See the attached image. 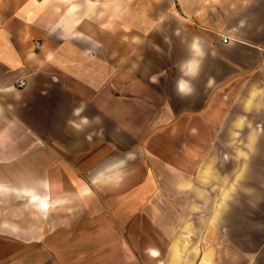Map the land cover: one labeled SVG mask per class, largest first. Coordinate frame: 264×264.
Segmentation results:
<instances>
[{"label":"crops","instance_id":"0c3cea01","mask_svg":"<svg viewBox=\"0 0 264 264\" xmlns=\"http://www.w3.org/2000/svg\"><path fill=\"white\" fill-rule=\"evenodd\" d=\"M139 1L0 0V181L64 198L40 220L28 195L0 192L24 202L0 264H264L254 202L192 187L221 165L235 178L238 132L256 136L245 180L264 179V0H178L159 45L136 23L156 20L155 0L146 14ZM194 37L208 55L182 100L176 64ZM81 102L102 122L77 133Z\"/></svg>","mask_w":264,"mask_h":264},{"label":"rangeland","instance_id":"374dc122","mask_svg":"<svg viewBox=\"0 0 264 264\" xmlns=\"http://www.w3.org/2000/svg\"><path fill=\"white\" fill-rule=\"evenodd\" d=\"M140 5L134 8V10L138 11L140 14H146L149 13V4L147 0H140ZM153 5V4H152ZM151 6V4H150ZM154 6V13L156 14V20H150V21H139L136 22L138 24L139 28H154L155 29V41L157 45L163 44L164 36L163 33H160L158 30L163 28L164 20L163 15L165 13H170L176 11V7L178 8V0H155ZM133 9L132 6H127L124 12L130 11ZM136 11V12H137ZM151 11V8H150ZM169 24H174L176 21H170L168 20ZM125 28L131 27V23L124 22ZM248 135V136H247ZM256 139V136H254V133L249 134H243L242 132L235 133V141L237 148L235 149L236 157H237V164L235 165V178L229 179L230 177H233L232 174H228V168L229 166L221 165V173L219 174V177L215 181H212L210 179H205L203 181L197 182L195 184H192V187L194 189L198 188H220L222 190L230 189L233 192H235L237 195H240L242 198H245L251 202H254L251 206V219L254 220L257 216L259 217L261 214H264V179L263 180H245V175L242 173L247 171V166L242 163L244 162V158L250 159V149L243 148V143L245 140H247V145L249 144V141L254 142ZM253 151V150H252ZM232 166L230 165L231 169ZM225 169V172H224ZM259 171V169H258ZM223 172V174H222ZM260 172L264 174V166H261ZM229 175V176H228ZM253 176V175H251ZM250 177V176H249ZM262 178L264 176L262 175ZM260 193H262V196H260ZM22 197H11L12 204L9 206V201L6 202L5 198L0 195V232H4V228L6 227L9 229L11 228H19V212L20 207H17L15 205H20L21 203H24L23 200H21ZM251 199V200H250ZM7 204L8 206H6ZM250 206V205H249ZM262 212H261V211ZM12 217V221L9 220ZM4 221L6 224H4ZM11 222V223H10ZM2 236V234H0ZM0 236V246L2 247V240L3 238ZM0 247V248H1ZM3 250V248H1ZM2 259H4L2 257ZM1 259V260H2Z\"/></svg>","mask_w":264,"mask_h":264},{"label":"clouds","instance_id":"9594fccd","mask_svg":"<svg viewBox=\"0 0 264 264\" xmlns=\"http://www.w3.org/2000/svg\"><path fill=\"white\" fill-rule=\"evenodd\" d=\"M165 42H167V38H165ZM157 50L159 51V49ZM207 55L208 53L205 52L203 46L200 43V39L198 37H194L186 49V57L178 61L176 64L178 75L174 81V92L180 99L186 100L196 96V81L201 75L203 63L207 58ZM150 81L154 84L159 83V80L156 76L150 77ZM86 107V104L81 102L79 106L72 109L71 113L73 117H77L78 119H69L67 121V125L77 133L85 132V130L91 128L93 124L99 125L102 122L99 116L89 118L82 115V113L86 110ZM91 138V133L86 136V139L88 140H91ZM135 159V153L129 151L126 153L123 160L120 161V163L126 164L128 161ZM112 186H116V184H112ZM29 196L30 200L38 205V207L34 209L38 219L46 220L47 214L53 209L51 202L41 196L39 193H29ZM0 234L4 233L0 232ZM12 238L19 239L20 237L18 235H13Z\"/></svg>","mask_w":264,"mask_h":264},{"label":"bare ground","instance_id":"6f19581e","mask_svg":"<svg viewBox=\"0 0 264 264\" xmlns=\"http://www.w3.org/2000/svg\"><path fill=\"white\" fill-rule=\"evenodd\" d=\"M47 186H50V185H48V183H47ZM88 189L89 188L86 187V190H88ZM8 190L13 191V192H17V193H19V194H21L23 196L28 195V199L30 201V204H32L34 207H38V205L30 200L29 193H32V194L39 193L41 196H43L48 201H50L51 204L53 205V207H55V206H57L59 204H62V201L64 200L63 197L51 196L50 190H48V192L46 191V192L41 193V192L35 190V188H32V187L9 186L8 184L0 181V192H6Z\"/></svg>","mask_w":264,"mask_h":264},{"label":"built area","instance_id":"2783aa9c","mask_svg":"<svg viewBox=\"0 0 264 264\" xmlns=\"http://www.w3.org/2000/svg\"><path fill=\"white\" fill-rule=\"evenodd\" d=\"M27 84V81L24 79V78H20L18 81H17V86L19 87H23Z\"/></svg>","mask_w":264,"mask_h":264}]
</instances>
